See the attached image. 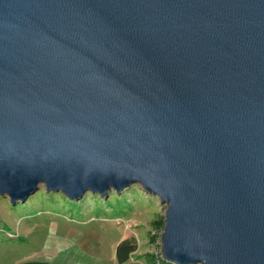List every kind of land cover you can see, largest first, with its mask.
Masks as SVG:
<instances>
[{
	"label": "water",
	"instance_id": "95a60500",
	"mask_svg": "<svg viewBox=\"0 0 264 264\" xmlns=\"http://www.w3.org/2000/svg\"><path fill=\"white\" fill-rule=\"evenodd\" d=\"M42 185H140L161 261L264 264V0H0V196Z\"/></svg>",
	"mask_w": 264,
	"mask_h": 264
},
{
	"label": "rangeland",
	"instance_id": "374dc122",
	"mask_svg": "<svg viewBox=\"0 0 264 264\" xmlns=\"http://www.w3.org/2000/svg\"><path fill=\"white\" fill-rule=\"evenodd\" d=\"M166 206L140 185L107 197L85 194L80 200L45 187L15 205L0 196V264H63L69 255H100L109 264L111 244L133 239L137 249L129 260L148 264L147 255L161 249ZM80 235H83L80 237ZM71 264V263H68Z\"/></svg>",
	"mask_w": 264,
	"mask_h": 264
},
{
	"label": "trees",
	"instance_id": "16d2710c",
	"mask_svg": "<svg viewBox=\"0 0 264 264\" xmlns=\"http://www.w3.org/2000/svg\"><path fill=\"white\" fill-rule=\"evenodd\" d=\"M164 218H160L157 222H155V225L157 227H163L164 228ZM137 249L136 242L133 239H125L121 241L116 248V257L119 263H123L127 261L131 254H133ZM148 264H157V262H161L160 264H170L166 261H161L160 256L150 254L147 255Z\"/></svg>",
	"mask_w": 264,
	"mask_h": 264
},
{
	"label": "crops",
	"instance_id": "0c3cea01",
	"mask_svg": "<svg viewBox=\"0 0 264 264\" xmlns=\"http://www.w3.org/2000/svg\"><path fill=\"white\" fill-rule=\"evenodd\" d=\"M83 235H80L82 237ZM120 243V240L117 242L111 244V252L109 253V264H121L118 262L117 257H116V248L117 245ZM100 255H87V254H82V255H77V256H72L69 255L67 259L63 262V264H103L102 261L99 259ZM130 264H144L141 261H134V260H129ZM107 264V262H106Z\"/></svg>",
	"mask_w": 264,
	"mask_h": 264
},
{
	"label": "built area",
	"instance_id": "2783aa9c",
	"mask_svg": "<svg viewBox=\"0 0 264 264\" xmlns=\"http://www.w3.org/2000/svg\"><path fill=\"white\" fill-rule=\"evenodd\" d=\"M159 255V254H158ZM161 259V258H160ZM159 262H157V264H158Z\"/></svg>",
	"mask_w": 264,
	"mask_h": 264
}]
</instances>
